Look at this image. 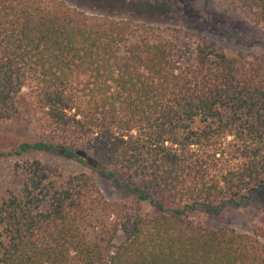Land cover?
Listing matches in <instances>:
<instances>
[{"label":"trees","instance_id":"trees-1","mask_svg":"<svg viewBox=\"0 0 264 264\" xmlns=\"http://www.w3.org/2000/svg\"><path fill=\"white\" fill-rule=\"evenodd\" d=\"M214 1L262 36L228 52L66 0H0V126L32 123L25 95L40 135L0 149L15 157L0 191V264H264L259 226L189 216L264 188V0ZM95 175L131 202L106 199Z\"/></svg>","mask_w":264,"mask_h":264},{"label":"rangeland","instance_id":"rangeland-1","mask_svg":"<svg viewBox=\"0 0 264 264\" xmlns=\"http://www.w3.org/2000/svg\"><path fill=\"white\" fill-rule=\"evenodd\" d=\"M71 5H79L88 12H107L115 18H131L136 22H147L162 28H179L183 31L204 35L215 40L228 52L238 49H249L251 40L260 38L261 32L249 24L227 16L217 10L214 0H66ZM256 51V48L250 49ZM23 92H27L23 89ZM26 106L32 114V123L7 122L0 126V149L9 150L24 141H35L40 138L34 114L33 101L24 95ZM38 157L46 165L58 164L65 172L84 169L79 164L56 155L30 153L23 158ZM15 157L0 159V191L10 182V168ZM98 187L108 200H125L130 198L121 195L109 182L95 175ZM141 211L154 214L156 211L147 202L141 203ZM190 218L202 221L211 226L224 224L239 232H250L259 226L264 230V188L240 207L228 206L222 211L209 213L195 210L189 213ZM264 242V237L260 238Z\"/></svg>","mask_w":264,"mask_h":264}]
</instances>
